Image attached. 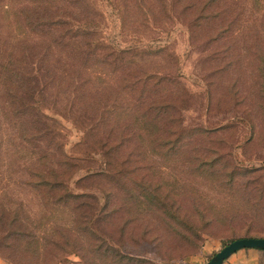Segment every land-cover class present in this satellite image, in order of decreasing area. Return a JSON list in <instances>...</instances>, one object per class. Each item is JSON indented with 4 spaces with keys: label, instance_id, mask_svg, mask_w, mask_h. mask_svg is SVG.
Returning <instances> with one entry per match:
<instances>
[{
    "label": "rangeland",
    "instance_id": "1",
    "mask_svg": "<svg viewBox=\"0 0 264 264\" xmlns=\"http://www.w3.org/2000/svg\"><path fill=\"white\" fill-rule=\"evenodd\" d=\"M28 10L42 11L35 20L45 35L21 26L20 11ZM19 43L28 50L25 62L37 77V89H44L41 106L30 113L33 119L47 117L43 123L48 129L19 117L28 142L17 139L15 154L11 130L0 115V264H190L194 257L205 264L244 234L246 225H237L233 232L213 229L180 256L159 215L120 208L127 196L114 183L89 178L106 166L94 143L99 139L85 134L99 128L108 113L116 111L120 119L139 98L173 103L184 129L234 124L211 137L184 139L189 144L180 157L162 161L147 151V161L161 168L164 179L177 181L175 187L187 183L212 199L228 200L187 174L182 159L187 154L207 159L213 151L229 165L264 167V93L258 83L263 80L264 0H0V66H17ZM71 48L80 56L88 51L91 55L69 57ZM145 74L155 76V87H130L132 77ZM127 79L131 81L126 84ZM107 117L104 130L111 127V140L117 142L125 121ZM20 130L17 125V138ZM62 152L73 164L63 186L69 194L82 195L66 206L53 205L57 195L50 188V170ZM128 152L121 147L116 162ZM259 173L260 181L250 182L248 189L241 187L244 180H235L251 199L240 191L234 206L264 236V169ZM104 196L109 197L107 209L101 208ZM124 220L130 223L119 228ZM138 220L154 227L140 224L146 227L140 236ZM28 233L33 240L27 239ZM156 236L161 240L152 241Z\"/></svg>",
    "mask_w": 264,
    "mask_h": 264
},
{
    "label": "trees",
    "instance_id": "2",
    "mask_svg": "<svg viewBox=\"0 0 264 264\" xmlns=\"http://www.w3.org/2000/svg\"><path fill=\"white\" fill-rule=\"evenodd\" d=\"M4 9H8V6L5 5ZM41 16L42 11L32 13V11L28 10L27 14L25 11H20L21 26L27 32L43 34L38 30L40 26L38 20H35ZM17 22L19 23V21ZM20 35L21 32L17 34L18 37ZM65 49H68V47ZM25 51L28 52V50L23 49L21 43L17 44V66L13 64H10L8 67L0 66V110L11 113V117L2 112H0V115L2 116L3 123L11 130L12 139L10 141H12L11 145L15 154H17V139L28 142L25 136L26 130H24V125L17 122L19 117L35 120L34 123L37 126L42 124L45 126V129H48L43 123L44 120H47V117L38 114L36 119H33L35 115L30 113L33 110H38L41 106L42 102L40 100L43 98L44 89H37L39 82L34 72L27 69ZM71 51L68 56L72 55L79 60L82 55L84 57L91 55V51L81 56L74 48H71ZM28 55H31V53ZM112 61L114 60L111 59ZM262 66L261 76L263 80L258 83L262 89V93H264V61L262 62ZM74 73H77V71H74ZM154 77L147 74L132 77L133 84L130 87L142 86V91L148 89L149 86L155 87V84H152V80L155 79ZM130 81L127 79L124 83L127 84ZM158 84L160 83L156 85ZM262 103L264 104V101ZM170 104L173 103L157 102V100L148 102L143 98H139L135 99L133 103L128 104V107L124 109L125 111L121 113L120 119V114L116 111L112 114L108 113L102 118L99 128L93 127L85 136L87 139L92 137L99 139L94 143H97L98 147H100L99 154L105 160L106 168L89 175V178H100L102 181L106 180L109 183H114L115 190L121 195L127 196V199L123 197V202L121 200L120 208L134 210L135 212L137 210H147L150 214L155 213L159 215V221L165 226L164 232L175 240L176 246L173 247V250H176V253L179 251L178 254L180 256L187 251L195 249L201 240V236L205 233L210 234L213 229L228 228L233 232L237 225H246L244 234L236 239L264 238L263 235H259L261 232L252 229L253 220L247 218V214L241 210V207L234 206L240 191L247 194L248 198L246 200L251 199L247 190L244 189H248L250 182L260 181L261 174L259 172L264 167L241 166L237 163L229 165L222 162V157L213 151L207 159L196 155H185L186 160L182 159V161L186 163L185 170L187 174L194 176L197 181L208 183L215 194L222 195L228 199L219 201L212 199L206 193L198 191L197 188L187 183L175 187L173 184H179L177 181H173L174 183H172L164 179L165 173L161 168H157L147 161V151L152 155L155 154L162 161L172 157H180L182 152L184 153L183 148L189 144L185 143V141L183 142L184 139L211 137L216 133L226 132L229 128L235 126L234 124H228L217 129L181 128L179 127V120L175 117V110L171 108ZM111 109L114 111L117 108L114 105ZM107 116L114 117L115 121H125L120 129L121 133L117 135V142L111 140V135L113 134L111 127L108 128L109 131L104 130L107 125ZM48 120L54 122L52 119ZM236 124H242V122ZM17 125L21 128L20 132H18V138ZM30 129L34 132L33 127ZM99 131L102 136L98 135ZM211 143L216 144V141ZM121 147L124 149L129 148V152L118 164L114 155ZM60 155L62 159L57 161V164L50 170L51 177H53L50 188L57 195V198L53 201V205L63 204V206H66L69 200H76L82 195L69 194L67 189L64 188L63 177L66 171L71 170L73 164L63 152ZM236 179L245 181V185H241L244 189L238 190L240 184L235 182ZM104 199L105 202L101 208L107 209L110 207L109 197L104 196ZM242 201H245V199H242ZM76 221L80 222L79 219L74 220V222ZM102 221L104 220L101 219ZM129 223V220H124L122 224L119 223V228ZM136 223V225H139V228H143L141 234H139L140 236L146 231V227H140V224H146L150 228L154 227V224L143 220H138ZM84 229L88 230L87 235L89 237H95L93 232H89L88 228L84 227ZM28 234L30 237L27 236V239L29 241L33 240V235L31 233ZM67 236L66 234L63 235V237ZM133 240L135 239L133 238ZM151 240L159 241L161 240V236H156ZM105 249L106 251L110 250L109 253L112 251L107 247ZM112 253L110 254L111 256H121L117 252Z\"/></svg>",
    "mask_w": 264,
    "mask_h": 264
},
{
    "label": "water",
    "instance_id": "3",
    "mask_svg": "<svg viewBox=\"0 0 264 264\" xmlns=\"http://www.w3.org/2000/svg\"><path fill=\"white\" fill-rule=\"evenodd\" d=\"M241 249L264 252V238H240L223 246L205 264H222L230 255Z\"/></svg>",
    "mask_w": 264,
    "mask_h": 264
},
{
    "label": "crops",
    "instance_id": "4",
    "mask_svg": "<svg viewBox=\"0 0 264 264\" xmlns=\"http://www.w3.org/2000/svg\"><path fill=\"white\" fill-rule=\"evenodd\" d=\"M203 258L194 257L190 264H202ZM222 264H264V252L255 249H241L230 255Z\"/></svg>",
    "mask_w": 264,
    "mask_h": 264
}]
</instances>
